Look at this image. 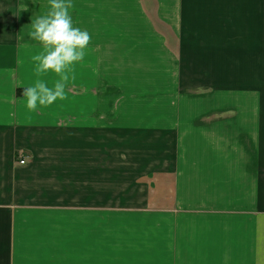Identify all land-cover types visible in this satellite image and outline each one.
<instances>
[{"label": "crops", "instance_id": "obj_1", "mask_svg": "<svg viewBox=\"0 0 264 264\" xmlns=\"http://www.w3.org/2000/svg\"><path fill=\"white\" fill-rule=\"evenodd\" d=\"M49 9L0 0V264H256L264 0H72L89 45L33 111Z\"/></svg>", "mask_w": 264, "mask_h": 264}, {"label": "clouds", "instance_id": "obj_2", "mask_svg": "<svg viewBox=\"0 0 264 264\" xmlns=\"http://www.w3.org/2000/svg\"><path fill=\"white\" fill-rule=\"evenodd\" d=\"M50 9L44 15L31 20L32 30L29 36L44 48L42 54L36 55V71L45 73L49 70L59 74L60 80L50 88L44 81L23 88L26 107L37 110L39 106H48L57 99L66 97V70L85 56V49L91 39L90 34L74 26L70 8L72 0H49ZM26 10V7H25ZM256 264H264V224L258 221L256 247Z\"/></svg>", "mask_w": 264, "mask_h": 264}, {"label": "built area", "instance_id": "obj_3", "mask_svg": "<svg viewBox=\"0 0 264 264\" xmlns=\"http://www.w3.org/2000/svg\"><path fill=\"white\" fill-rule=\"evenodd\" d=\"M26 163L24 161L21 162V165H25Z\"/></svg>", "mask_w": 264, "mask_h": 264}, {"label": "rangeland", "instance_id": "obj_4", "mask_svg": "<svg viewBox=\"0 0 264 264\" xmlns=\"http://www.w3.org/2000/svg\"><path fill=\"white\" fill-rule=\"evenodd\" d=\"M22 162V161H21ZM21 162H19L18 164L20 165V166H23V165H21ZM25 162V161H24ZM26 163V162H25Z\"/></svg>", "mask_w": 264, "mask_h": 264}]
</instances>
